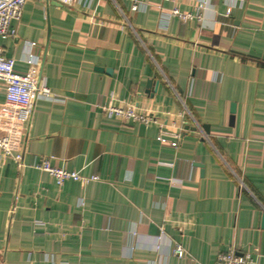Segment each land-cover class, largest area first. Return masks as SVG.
I'll list each match as a JSON object with an SVG mask.
<instances>
[{
  "label": "crops",
  "instance_id": "crops-1",
  "mask_svg": "<svg viewBox=\"0 0 264 264\" xmlns=\"http://www.w3.org/2000/svg\"><path fill=\"white\" fill-rule=\"evenodd\" d=\"M140 1L29 0L17 35L0 36L15 69L56 95L20 123L0 90V136L13 135L1 264H216L230 247L264 264V0ZM110 101L157 121L111 119ZM37 158L98 178L59 185Z\"/></svg>",
  "mask_w": 264,
  "mask_h": 264
},
{
  "label": "built area",
  "instance_id": "built-area-1",
  "mask_svg": "<svg viewBox=\"0 0 264 264\" xmlns=\"http://www.w3.org/2000/svg\"><path fill=\"white\" fill-rule=\"evenodd\" d=\"M29 0H0V36H16L17 32L12 26L13 20L20 19L23 13L24 5ZM46 1V0H34ZM49 1V0H48ZM68 6H74L77 3L83 4L86 11L89 8L95 9L99 0H55ZM169 1V0H166ZM94 3V4H93ZM140 0H132L131 9L138 11L141 8ZM204 7V3L200 8ZM231 12V6L227 8V15ZM169 16H178L182 20H192L194 17L202 18L201 13H183L176 7L167 12ZM27 56L32 63H37L38 59L34 52L36 43L27 42ZM16 59L5 54L0 46V90L4 89L6 104L15 109V119L20 123L30 121L33 116L36 100L39 98H55L56 95L43 82L37 80L31 74L20 73L15 69ZM107 117L115 119L122 123L140 121L145 124L156 122L157 119L149 114L144 107H139L136 103L126 101L120 104L112 101L99 104ZM177 146V143L174 144ZM13 156V135L8 133L0 136V156ZM21 167L23 164V155L14 156ZM33 167L48 172L55 181L62 185L67 180L88 182L91 179H97L96 175L92 177L82 176L76 171H69L62 167L51 164L48 158H37L32 163ZM172 254L178 257L186 255L185 248L180 242H176L172 247ZM256 261L252 252H239L235 247H230L225 251H220L217 255L216 264H254ZM141 264H156L155 261L144 260Z\"/></svg>",
  "mask_w": 264,
  "mask_h": 264
},
{
  "label": "water",
  "instance_id": "water-1",
  "mask_svg": "<svg viewBox=\"0 0 264 264\" xmlns=\"http://www.w3.org/2000/svg\"><path fill=\"white\" fill-rule=\"evenodd\" d=\"M1 264V263H0Z\"/></svg>",
  "mask_w": 264,
  "mask_h": 264
}]
</instances>
